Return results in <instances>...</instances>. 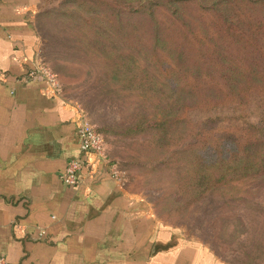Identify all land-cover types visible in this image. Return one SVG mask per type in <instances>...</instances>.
<instances>
[{
    "label": "rangeland",
    "instance_id": "374dc122",
    "mask_svg": "<svg viewBox=\"0 0 264 264\" xmlns=\"http://www.w3.org/2000/svg\"><path fill=\"white\" fill-rule=\"evenodd\" d=\"M41 1L37 62L58 77L62 96L104 137L125 188L146 201L162 225L224 264H264V175H227L219 184V170L209 169V182L201 176L198 158L209 133L200 123L215 114H188V124L176 123L179 98L158 58L166 53L160 40L168 50L177 40L169 32L163 38L147 32L135 10L148 1Z\"/></svg>",
    "mask_w": 264,
    "mask_h": 264
},
{
    "label": "crops",
    "instance_id": "0c3cea01",
    "mask_svg": "<svg viewBox=\"0 0 264 264\" xmlns=\"http://www.w3.org/2000/svg\"><path fill=\"white\" fill-rule=\"evenodd\" d=\"M39 4L0 0V255L7 264H224L162 225L105 164L64 184L80 156L77 108L22 78L40 53Z\"/></svg>",
    "mask_w": 264,
    "mask_h": 264
},
{
    "label": "trees",
    "instance_id": "16d2710c",
    "mask_svg": "<svg viewBox=\"0 0 264 264\" xmlns=\"http://www.w3.org/2000/svg\"><path fill=\"white\" fill-rule=\"evenodd\" d=\"M145 1L148 8L135 12L147 32L177 40L169 50L160 40L166 53L158 58L179 98L176 123L188 124V114H215L200 123L209 133L198 158L201 176L209 182V169L219 170V184L227 175H264V0Z\"/></svg>",
    "mask_w": 264,
    "mask_h": 264
},
{
    "label": "built area",
    "instance_id": "2783aa9c",
    "mask_svg": "<svg viewBox=\"0 0 264 264\" xmlns=\"http://www.w3.org/2000/svg\"><path fill=\"white\" fill-rule=\"evenodd\" d=\"M22 78L24 81L40 79L46 84L48 95H62V85L58 77L41 63L36 62L31 67L28 66ZM76 112V134L80 140V156L68 162L62 175L64 184L69 187L80 185L83 170H88L93 174L101 164L108 167L114 179L121 181L118 166L107 157L104 137L91 125L89 119L80 109L77 108ZM44 235L45 231H41L40 236ZM0 264H7L4 256L1 255Z\"/></svg>",
    "mask_w": 264,
    "mask_h": 264
}]
</instances>
